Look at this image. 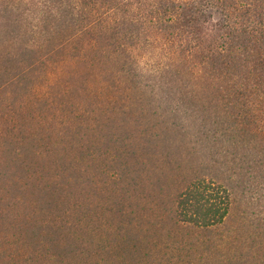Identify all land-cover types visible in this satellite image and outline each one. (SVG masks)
Returning a JSON list of instances; mask_svg holds the SVG:
<instances>
[{
  "label": "rangeland",
  "instance_id": "1",
  "mask_svg": "<svg viewBox=\"0 0 264 264\" xmlns=\"http://www.w3.org/2000/svg\"><path fill=\"white\" fill-rule=\"evenodd\" d=\"M11 14L0 9V264H264V185L222 114L202 118L216 138L196 125L200 102L143 95L97 55L49 54L59 37L37 41ZM201 178L229 191V214L176 224L177 193Z\"/></svg>",
  "mask_w": 264,
  "mask_h": 264
},
{
  "label": "trees",
  "instance_id": "2",
  "mask_svg": "<svg viewBox=\"0 0 264 264\" xmlns=\"http://www.w3.org/2000/svg\"><path fill=\"white\" fill-rule=\"evenodd\" d=\"M1 8L37 41L55 33L49 54L97 55L136 77L143 95L200 102L196 125L216 138L220 124L207 130L203 119L222 114L233 147L248 155L247 175L264 185V0H0ZM175 207L176 224L208 228L229 214L230 193L195 179Z\"/></svg>",
  "mask_w": 264,
  "mask_h": 264
}]
</instances>
